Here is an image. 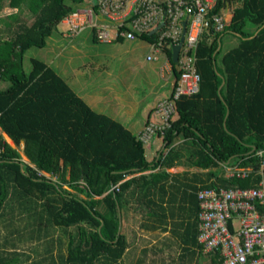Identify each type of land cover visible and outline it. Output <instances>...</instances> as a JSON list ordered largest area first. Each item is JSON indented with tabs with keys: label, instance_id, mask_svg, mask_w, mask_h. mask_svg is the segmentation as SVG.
Instances as JSON below:
<instances>
[{
	"label": "trees",
	"instance_id": "trees-1",
	"mask_svg": "<svg viewBox=\"0 0 264 264\" xmlns=\"http://www.w3.org/2000/svg\"><path fill=\"white\" fill-rule=\"evenodd\" d=\"M218 1L214 13L228 6L231 21L221 32L211 27L204 33L196 61L199 92L174 101L170 126L154 135L169 151L155 163L139 136L93 110L49 63L32 57L25 66L27 52L44 48L65 17L88 7L97 13L98 0H0V14L15 11L0 19V130L16 145L0 132V217L7 208L10 215L26 213L33 223L19 228V237L30 231L31 241H42L48 254L37 252L28 263L6 248L0 264H58L55 244L61 264H121L127 240L120 213L130 199L138 210L143 199L150 210L160 206L151 196L166 189L171 175L164 168L186 164L207 171L195 174L199 187L190 186L197 218L199 190L249 189L264 182V0ZM93 30V41L100 42ZM224 34L238 43L222 52ZM137 38L152 45L158 33ZM165 53L175 81L178 64L172 49L165 47ZM172 96L173 88L166 98ZM227 165L245 169L246 176L228 177ZM157 168L164 171L143 174ZM195 227L198 220L189 225ZM57 230L67 244L61 237L55 241ZM198 235L191 242L202 254ZM217 258L209 257L210 264Z\"/></svg>",
	"mask_w": 264,
	"mask_h": 264
},
{
	"label": "built area",
	"instance_id": "built-area-1",
	"mask_svg": "<svg viewBox=\"0 0 264 264\" xmlns=\"http://www.w3.org/2000/svg\"><path fill=\"white\" fill-rule=\"evenodd\" d=\"M218 3V0H98L97 13L90 7L81 8L62 20L61 23L67 26L66 35L76 37L87 28H93L97 39L106 44L118 38L133 41L158 29L152 49L163 55H166L165 47L172 49L180 43L186 29L177 62L180 75L174 81L173 96L165 98L156 107V114L163 124L145 127L139 136L144 144L149 145L156 132L163 135L164 129L170 126L175 113L174 101L199 92L201 78L196 61L203 35L211 27L215 32L223 31L232 18V9L228 6L214 13ZM98 17L117 25H98ZM161 24L164 26L159 28ZM154 59L156 57L152 55L147 57L148 61ZM168 71L172 72L170 61ZM226 172L228 177L246 176L245 169L230 165ZM197 197L198 242L202 254L218 256L215 264H264V182L249 189L205 188L199 190Z\"/></svg>",
	"mask_w": 264,
	"mask_h": 264
},
{
	"label": "rangeland",
	"instance_id": "rangeland-1",
	"mask_svg": "<svg viewBox=\"0 0 264 264\" xmlns=\"http://www.w3.org/2000/svg\"><path fill=\"white\" fill-rule=\"evenodd\" d=\"M12 13L15 11L5 8L0 14V19ZM97 24L112 27L117 25L102 17L97 18ZM66 31L67 26L60 23L44 48L34 47L27 52L25 66L29 68V60L32 57L43 59L78 95L83 93L81 88L85 86L83 89L87 93L85 98L93 110L111 117L115 113L113 106L122 103L123 110L130 111L134 116L141 118L144 114V106L154 98V90L160 89L161 85L166 83L160 72L161 66L167 61L163 53L153 51L152 45L141 38L134 41L124 40L122 43L103 44L93 41L94 30L92 28H87L77 37L66 35ZM237 43V38L224 34L222 52ZM147 55H152L157 60L146 61ZM93 89H97L94 90L95 93L88 94ZM113 96L116 97L112 98ZM1 134L12 147L16 148L11 139L7 138L4 133L1 132ZM22 149L20 148L22 159L27 161ZM7 209V213L0 217V251L7 248L9 252H17L20 261H28V263L39 257L37 252H41V255L48 258V254L44 252V245L41 246L43 242L31 241L30 231H27L23 238L18 235L17 230L33 223V220L27 218L26 213H24L25 217L17 215L18 210L13 213L14 215H10L9 208ZM12 231H14L13 234L10 233ZM54 235L55 241L61 237L63 244H67L62 231L57 230ZM5 237L9 238L8 243H5ZM53 249L55 263L61 264L57 244ZM198 261L199 264H210L209 257L203 254H200Z\"/></svg>",
	"mask_w": 264,
	"mask_h": 264
},
{
	"label": "crops",
	"instance_id": "crops-1",
	"mask_svg": "<svg viewBox=\"0 0 264 264\" xmlns=\"http://www.w3.org/2000/svg\"><path fill=\"white\" fill-rule=\"evenodd\" d=\"M148 56L150 55L146 56V61H148ZM163 56L166 57L167 55ZM168 61L167 58V61L160 68L161 76L166 83L162 84L160 89L154 90V98L144 106L145 110L141 118L134 116L130 111L123 110L122 103L113 106L115 113L111 117L120 121L137 136H140L149 124H163L156 112L151 110L158 101L166 98L173 88L174 77L172 72L168 71ZM84 88L85 86L81 88L83 93L79 96L89 105L90 103L85 98L87 93L83 90ZM94 90L88 94L93 95L97 89ZM114 97L116 96L112 98ZM4 135L8 138L6 134ZM145 147L148 159H155V163L161 153L166 154L169 151L163 141L155 137L151 139L149 145L145 144ZM26 160L24 162L29 163L27 158ZM164 169L171 175L166 182V189L165 191H156L151 196L152 200L160 206L156 210L154 207L150 210L143 199L142 208L138 210L134 200L130 199V203L120 213V233L127 240L126 251L121 264H198L199 262L198 248L191 242L193 236H196L198 232V227H195L194 230L189 228V225L196 224L198 220L196 211L192 208V201L196 203V199L193 198L194 191L190 186L199 187L200 181L197 182L198 178L195 177V174L206 173L207 171L189 167L186 164H177ZM164 169L157 168L143 174H155L164 171ZM130 178L128 177L127 180ZM194 251H196L195 255L193 254Z\"/></svg>",
	"mask_w": 264,
	"mask_h": 264
},
{
	"label": "water",
	"instance_id": "water-1",
	"mask_svg": "<svg viewBox=\"0 0 264 264\" xmlns=\"http://www.w3.org/2000/svg\"><path fill=\"white\" fill-rule=\"evenodd\" d=\"M163 26H164V25L161 24V25L159 26V28H161V27H163ZM184 27H186V23H184ZM157 30H158V29H155L154 31H152V32L150 33V35L156 33ZM185 33H186V29H184L183 36H182V38H181V40H180V43L177 44V45H174V46L172 47V61H173V63H177V62H178L179 54H180V50H181L182 44L184 43V40H185Z\"/></svg>",
	"mask_w": 264,
	"mask_h": 264
}]
</instances>
